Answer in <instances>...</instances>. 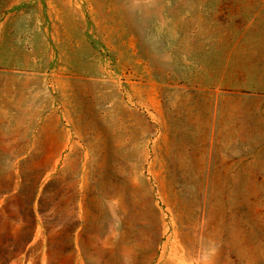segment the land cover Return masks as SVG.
<instances>
[{
	"label": "rangeland",
	"instance_id": "obj_1",
	"mask_svg": "<svg viewBox=\"0 0 264 264\" xmlns=\"http://www.w3.org/2000/svg\"><path fill=\"white\" fill-rule=\"evenodd\" d=\"M0 264H264V0H0Z\"/></svg>",
	"mask_w": 264,
	"mask_h": 264
},
{
	"label": "trees",
	"instance_id": "obj_2",
	"mask_svg": "<svg viewBox=\"0 0 264 264\" xmlns=\"http://www.w3.org/2000/svg\"><path fill=\"white\" fill-rule=\"evenodd\" d=\"M29 211L31 212V209H29Z\"/></svg>",
	"mask_w": 264,
	"mask_h": 264
}]
</instances>
